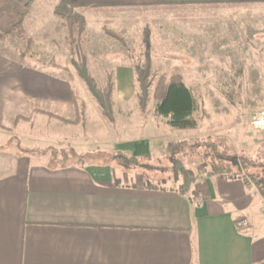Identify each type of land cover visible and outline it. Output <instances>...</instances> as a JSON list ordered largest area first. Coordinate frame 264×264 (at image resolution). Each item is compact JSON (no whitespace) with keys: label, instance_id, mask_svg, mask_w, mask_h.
Masks as SVG:
<instances>
[{"label":"crops","instance_id":"obj_1","mask_svg":"<svg viewBox=\"0 0 264 264\" xmlns=\"http://www.w3.org/2000/svg\"><path fill=\"white\" fill-rule=\"evenodd\" d=\"M60 2L83 15L86 38H103V21L117 30L128 20L110 14L104 18L97 9L264 0H32L25 32L31 35L57 23L54 8ZM112 71L115 86L134 80L125 59ZM68 84L35 62L0 53V264H264V197L241 178L207 173L181 195L177 187L148 184L113 163L78 162L79 157L69 164L39 163L9 146L15 133L27 139L19 131L35 115L40 124H62L38 111L72 118ZM83 113L74 129L86 123V133H91L93 125L105 124L87 106ZM18 116L30 120L12 132L9 125ZM153 142L125 137L98 149L142 157L154 151ZM91 143L78 142L76 150H95Z\"/></svg>","mask_w":264,"mask_h":264},{"label":"rangeland","instance_id":"obj_2","mask_svg":"<svg viewBox=\"0 0 264 264\" xmlns=\"http://www.w3.org/2000/svg\"><path fill=\"white\" fill-rule=\"evenodd\" d=\"M94 12H101L104 18H109L110 14L128 21L120 22L117 30L108 27V21H103V38H86L83 33L80 41L72 43L67 37L64 21L58 17L59 21L54 25L32 30L31 35L24 32L23 38H0V53L16 61L35 62L40 69L60 76L69 83L72 110L74 112L75 103L78 123L87 106L91 115H101L105 124L93 125L94 130L86 133V123L77 130L74 125L58 119L62 124L44 125L36 120L34 113L35 120L27 121L31 123L19 131L20 136L27 139L21 140L13 133L8 140L9 146L39 163L69 164L79 157L78 162L113 163L119 170L133 173L148 184L178 187L179 181L174 179L172 163L165 153L166 144L188 141L176 157L197 177H204L210 170L207 163L211 159L205 155L203 143L210 139L220 153L234 154L236 159L231 173L236 172L238 178L254 185L253 178L264 177V128H255L251 124L255 116L264 114V3L119 7ZM149 27L153 35L152 44L147 46L144 31H148L150 37ZM106 30L114 32L122 41L110 36ZM191 36L195 38H189ZM28 39L31 45L27 49ZM24 51L32 58L21 59L19 53ZM123 59L132 65L134 80L126 86L114 85L110 96L113 120H108L98 114L99 106L78 76L74 64L84 61L89 75L101 90L108 75L114 81L112 68ZM148 59V97L142 108L135 70L137 67L143 71ZM161 78L165 83L171 79L183 81L191 90L196 100V109L192 113L196 122L194 128H172L167 126V118L155 114L154 95L159 89L156 83ZM74 115L66 119L74 120ZM14 119L9 125L12 132L24 121L17 119L13 123ZM139 136L155 141L152 144L154 151L142 160L146 163L144 167L122 166L113 160L115 151L100 152L98 149L125 137ZM87 139L96 146L95 150L77 151L76 144H86ZM0 142H3L1 136ZM196 143L201 146L194 145Z\"/></svg>","mask_w":264,"mask_h":264},{"label":"trees","instance_id":"obj_3","mask_svg":"<svg viewBox=\"0 0 264 264\" xmlns=\"http://www.w3.org/2000/svg\"><path fill=\"white\" fill-rule=\"evenodd\" d=\"M32 0H0V38H23L24 27L23 21L27 14V8ZM74 6L67 5L63 2L58 3L54 8V14L61 18L67 28V37L70 42L80 41L82 34L85 31V20L81 13L75 11ZM106 32L118 40L122 41L114 32L106 30ZM144 43L149 46V32L144 31ZM26 48L31 45L30 40H27ZM26 51L19 53L21 59L32 58V55L25 54ZM78 76L85 82L89 92L93 96L94 100L99 106L101 114L108 120H113V109L111 102V94L113 92L114 83L111 75H108L107 81L103 89H98L95 81L89 75L87 67L84 61L79 65L74 64ZM150 70V61L146 60L143 71H140L136 67V81L139 84L141 90V107L145 105L148 97V82H146L148 72ZM156 85L159 87L156 91L154 98L155 103L153 105L154 112L157 116L167 118L166 124L172 128L188 129L194 128L196 125L195 119L192 117V113L196 109V100L191 90L183 85L180 81L171 79L170 82L165 83L161 78ZM39 113H46L50 117H54L63 123L70 125L77 124L79 122L78 112L74 103V120H68L56 116L50 112L38 111ZM22 119L27 121L28 117L18 116L15 120ZM195 142H198L197 140ZM198 143L194 144L197 145ZM188 145V141L168 142L165 146V153L169 161L172 163L171 173L176 181H179L177 191L181 195H187L190 192L191 185L198 178L192 170L186 168L176 157L177 153L183 151L184 147ZM200 144H198L199 146ZM201 146V145H200ZM203 146L206 148L205 155L210 157L209 164L210 170L208 174H221L230 178H238L235 173H231L233 163H235L236 157L231 154H224L218 151L217 145L210 139L204 140ZM113 160H117L122 166L128 167L130 165L146 166L142 160L148 158V156H133L126 152H115L113 154ZM213 159V160H212ZM254 186L257 188L260 195L264 197V177L253 178Z\"/></svg>","mask_w":264,"mask_h":264},{"label":"built area","instance_id":"obj_4","mask_svg":"<svg viewBox=\"0 0 264 264\" xmlns=\"http://www.w3.org/2000/svg\"><path fill=\"white\" fill-rule=\"evenodd\" d=\"M251 124L255 127V128H264V114H262L261 116H255L252 120H251Z\"/></svg>","mask_w":264,"mask_h":264}]
</instances>
